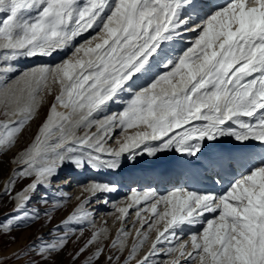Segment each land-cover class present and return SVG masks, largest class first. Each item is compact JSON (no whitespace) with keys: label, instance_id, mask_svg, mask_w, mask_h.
<instances>
[{"label":"snow or ice","instance_id":"snow-or-ice-1","mask_svg":"<svg viewBox=\"0 0 264 264\" xmlns=\"http://www.w3.org/2000/svg\"><path fill=\"white\" fill-rule=\"evenodd\" d=\"M90 29L94 35L76 43ZM182 32L193 38L172 55L166 42L182 38ZM59 53L64 56L55 63L15 67L21 58ZM0 65L6 117L0 120V151L15 144L45 91L51 95L58 88L47 119L21 156L17 175L34 178L16 193L14 213L0 220V234L40 220L41 210L28 211L27 205L33 198L48 204V189L66 165L117 170L124 159L134 163L142 154L174 151L196 158L222 141L264 145V0H226L208 11L201 0H0ZM112 103L121 109L97 119ZM112 139L115 146H109ZM239 159L244 172L221 191L133 189L126 206L116 208L117 218L124 219L129 209L143 205L127 260L158 264L152 258L164 255L163 264H264V154ZM14 183L8 181L6 192ZM116 191L113 183L89 180L75 210L17 255L30 256L26 264H49L67 246L74 231L69 225L90 222L86 205L108 203ZM63 199L43 210L48 222ZM152 231L149 251L136 259ZM102 232H94L76 256ZM120 233L112 246L122 251L130 233L123 227ZM103 251L97 246L87 264Z\"/></svg>","mask_w":264,"mask_h":264},{"label":"rangeland","instance_id":"rangeland-1","mask_svg":"<svg viewBox=\"0 0 264 264\" xmlns=\"http://www.w3.org/2000/svg\"><path fill=\"white\" fill-rule=\"evenodd\" d=\"M91 30L92 29L89 30L90 32L89 31L85 32L84 33L85 35L82 34L81 37H78L76 43L80 42L79 38L82 39L85 37L86 39L87 37V39H89L94 34L93 33L94 30L92 31ZM96 31H98V29H96ZM61 55H63V53H59L57 54V56H54L52 58H45V57H36L31 59L21 58L19 62L15 64V67L19 69H23L41 63H51V62L55 63L58 61V59H60L59 56ZM18 74L19 73L17 72V74H15L14 76ZM12 75L13 74L10 75V78L12 77ZM14 76L11 79L13 78L15 79ZM57 92H58V88L54 89L51 95L47 94V92L45 91L44 100L40 104L36 114L34 115V118L30 120L24 126L21 132L18 134L15 144L9 149L0 151V220H3L6 214L14 213V209L16 207L15 193L18 191V189H21L26 185H28L31 182V180L34 178V177L33 178L21 177L17 175L18 170L23 167L21 156L25 148L29 145V143L33 140V138L39 131L40 126L42 125V123L46 118L47 110L54 101V97L57 94ZM114 111H118V109ZM101 117L102 114H99L96 118L99 119ZM2 119H6V117L3 114V105H0V120ZM92 129L91 131L95 132V127H93ZM84 131H85L84 129H80L78 131V134L82 135ZM112 146H114V144H112ZM65 167L68 168L67 165ZM89 172L90 171H87L85 173H89ZM68 173L66 172L65 176H67ZM6 177H7V184L9 180L13 178L15 179V183L12 185L10 192H6V186H4V184L2 183L3 179ZM68 178H62L60 176L59 178L55 179L52 182V187L48 189L47 192L49 196L48 204L40 203L38 199L33 198L31 202L27 205L26 210L28 211H31L36 208H39L41 210L40 220L35 221L26 227H17L13 229L10 233L0 234V264H26V262L31 257L26 255L18 256L17 254L20 252V250L23 249L24 246L33 239V237L40 235L41 232H47L49 228H52L54 225H57L62 220L66 219L67 216L70 215L72 211H74L75 208L79 205L80 201L85 196H87V193L83 195L84 197L81 196L82 187L89 180H91L90 178L87 182H84V184L79 185L81 189L77 188L76 193L79 192L81 193V194L79 193V195L76 194L73 195V192L76 189V187L73 186L74 187L73 188L71 186L69 188L71 177L69 176ZM43 194L44 193L42 191L41 195ZM64 196H66L67 199H63L60 207H58L54 212L51 213L54 219L51 222H48L47 218L44 215L43 210L45 208L50 207L55 199H61ZM80 196L81 198L76 199ZM109 212H113V211H110V209L107 210L104 209L100 214H98L99 212H93L90 218V222H82V223L74 222L70 224L69 227L74 231L73 234L70 235V239L67 246L58 256L54 257V260L49 261V264H87L89 257L93 255L97 246H102L104 251L101 257L98 260H95L93 264H109V260H108L109 256L113 257L111 264L135 263V260L133 261L127 260V256L131 251L133 242L136 240L135 239L136 232L132 234L133 226H128L126 227V229H124L125 231L130 233V235L125 240L124 249L122 251L118 250V246L117 247L112 246V242L116 240L118 236L121 235V233L116 234V230L113 229L115 223L113 225V223L105 221L104 225L100 224L101 220L102 222L103 220H106L107 216H109L108 215ZM93 219H95V222H93ZM139 227L140 225L136 226V228ZM146 229H144V231H147ZM64 230L67 229H62L61 231ZM99 230H103V232L101 233L98 242L87 248L79 256H76V253L79 252V249L85 245L88 239L91 238L92 234ZM108 234L110 236H108ZM149 240L150 239L148 238L147 242L144 243L142 248L137 252L136 259L142 256L141 253L144 251V248L147 247ZM158 247L163 248L161 246ZM117 257L119 258L118 260ZM167 258L168 257H164V255H159V256H154L152 259L157 261L158 264H163V261ZM193 264H195V262H193Z\"/></svg>","mask_w":264,"mask_h":264},{"label":"bare ground","instance_id":"bare-ground-1","mask_svg":"<svg viewBox=\"0 0 264 264\" xmlns=\"http://www.w3.org/2000/svg\"><path fill=\"white\" fill-rule=\"evenodd\" d=\"M92 31V30H91ZM90 32V31H89ZM92 33V32H91ZM94 33V32H93ZM84 34V33H83ZM85 35V34H84ZM94 35V34H93ZM86 39H87V37H86ZM85 39V37L84 38H82V39H80L79 41L80 42H82L83 40H86ZM184 42L186 41L185 39H182ZM80 42H78V43H80ZM170 46V48H169V50L171 49V47H173L172 45H169ZM186 46H188V44L186 45ZM170 52V51H169ZM172 55H175L176 53H174V52H170ZM64 56V53H63V55H61V56H59L60 58L61 57H63ZM46 58V57H45ZM48 60H50V59H48ZM52 61V60H51ZM55 61V60H54ZM52 63V62H51ZM161 71H163V70H161ZM15 74H17V73H15ZM15 74H13L12 75V77L15 75ZM11 77V78H12ZM15 77V76H14ZM10 78V81L9 82H11V79ZM14 79V78H13ZM138 83V82H137ZM127 97L126 96H124V97H122V99H126ZM54 102V101H53ZM52 102V103H53ZM117 105L118 107H112L113 105ZM112 104H110L109 105V108L106 110V112H104V113H100V114H102V116L103 115H105V114H110L113 110H115V109H121V107H122V104H120V103H117V104H115V103H112ZM112 105V106H111ZM50 107H51V105L49 106V108H48V110H47V114H46V118H45V120L47 119V116H48V114H49V111H50ZM110 107H112L111 109H110ZM58 111H64V109H62V108H59V106H58ZM119 111V110H118ZM44 120V121H45ZM44 123V122H43ZM42 123V124H43ZM39 130H40V128H39ZM93 130V129H92ZM95 131H96V129H95ZM39 133V131L37 132V134ZM37 134L35 135V137L37 136ZM119 134H120V130L119 129H117L116 130V133H115V135L116 136H119ZM35 137L33 138V140L29 143V145L25 148V150L23 151V153L33 144V142L35 141ZM109 146H112V144H114V146H115V139H112V140H109ZM169 153H175V154H177V155H179V156H182V155H180V154H178V153H176V152H174V151H172V152H165V153H160V154H162V155H167V154H169ZM159 155V154H158ZM141 156H143V154L142 155H140V156H138V158H141ZM136 159L137 161H140L139 159ZM156 158V157H155ZM144 159V158H143ZM127 160V159H126ZM153 161H155V159H153L152 157H151V159L149 160V162H153ZM129 163H132L131 165H138V164H133V162H129ZM155 166V164L154 163H149V165H148V167H154ZM69 170H71V169H69V168H66V167H63L61 170H60V174H59V176H58V178L61 176L62 178H68L69 176L71 177V172H69ZM73 171V170H72ZM85 171L86 170H82V171H76V170H74V175H76V178H75V180H71L70 181V186H69V188L72 186H74V187H76V189L74 190V192H73V195L74 194H76V195H79V193H76L77 192V188H79V189H81V187L79 186V185H82V184H84V182H87L88 180H89V178L92 180V178L93 177H88L87 175H86V173H85ZM68 173V175L67 176H65V173ZM87 172V171H86ZM106 172V171H105ZM71 174V175H70ZM97 177H100V175H98V176H96L95 177V179L96 180H98V178ZM79 178L81 179V180H79ZM69 179V178H68ZM99 181V180H98ZM101 181H104V179H102ZM105 182V181H104ZM107 182V181H106ZM2 183L4 184V186H6L7 185V177L6 178H4L3 179V181H2ZM27 187V185L25 186V187H23V188H21V189H18V191L17 192H21V191H23V189L24 188H26ZM73 187V188H74ZM143 191V190H142ZM16 192V193H17ZM16 193H15V196H16ZM81 194V193H80ZM83 195H85V193H83L81 196H83ZM114 195H116V194H114ZM81 196L80 197H78V198H76V199H79V198H81ZM72 197V196H71ZM84 197V196H83ZM127 197L128 196H125V195H123V194H120V193H118L116 196H113V197H111L110 199H108V203H96V200H92L88 205H86V207L88 208V210L90 211V212H99L98 214H100L104 209L105 210H107V209H110V211H113V212H109L108 213V215L109 216H107V218H106V220H103V222H102V220H101V223L100 224H102V225H104L105 224V221H108V222H111V223H113V225H114V223H115V225H114V227H113V229H115L116 230V234L117 233H120V229L123 227V229H126V227H128V226H133L132 228H133V232H132V234L135 232V228H136V226L138 225H140L139 224V222L137 221V216H136V212L138 211V210H140V208H142L143 207V205H141V206H139V207H136V206H134L133 208H131V209H129V214H128V216L126 217V218H124V219H118L117 217H119L120 216V213H118L117 211H116V208L117 207H124V206H126V204L128 203V200H127ZM79 201V200H78ZM77 201V202H78ZM143 216L145 217V218H147L148 216H149V213L148 212H144L143 213ZM116 218V219H115ZM130 219V220H129ZM93 222H95V219H93ZM111 223H110V225H111ZM99 224V225H100ZM97 225V224H96ZM158 227H160V228H162L163 227V225L161 224V225H158ZM147 227L145 226V229H146ZM147 230V229H146ZM111 231V230H110ZM108 236H110L109 234H108ZM155 236H156V233H155V231H152V232H150L149 233V243H148V245H147V247L146 248H144V251L141 253L142 254V256H144L145 254H146V252H147V250L149 251V249H150V247H151V243H152V241L155 239ZM110 238V237H109ZM132 238V237H131ZM183 239H187L188 238V232L186 233V234H184L183 235V237H182ZM135 239H137V237H136V235H135ZM132 241V240H131ZM134 243V242H133ZM150 246V247H149ZM159 246H161V247H163V248H166V247H168L169 245H167V244H160ZM149 247V248H148ZM163 248H161V249H163ZM146 249V250H145ZM145 252V253H144ZM164 257H167V256H164ZM168 259V258H167ZM166 260V259H165Z\"/></svg>","mask_w":264,"mask_h":264}]
</instances>
